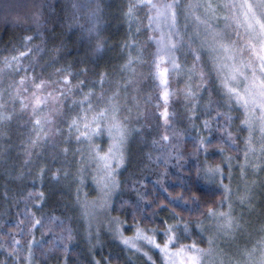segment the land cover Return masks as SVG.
I'll return each instance as SVG.
<instances>
[{
	"label": "snow or ice",
	"instance_id": "obj_1",
	"mask_svg": "<svg viewBox=\"0 0 264 264\" xmlns=\"http://www.w3.org/2000/svg\"><path fill=\"white\" fill-rule=\"evenodd\" d=\"M106 7L104 0H32L26 14L21 15L19 5L0 0V20L10 24L14 32L4 43L3 53L7 54L0 53V74L13 77L7 88H0L4 175L12 182L22 180L34 175L35 167V176L42 182L47 176L51 195L61 198L65 186L75 184L73 203L81 209L82 221L76 226L72 216L46 215L48 196L27 192L22 196L25 208L15 222L16 231L0 235V251L5 254L0 264H47L53 257L56 264H81L73 258L78 239L87 246L83 264H120L119 254H103L105 232L123 245L121 251L130 254L125 264H133L132 257L137 264H158V260L159 264H264V0H127L120 12L128 32L114 45L124 62L111 72L101 70L99 64L109 50L110 38L104 35ZM140 11H144L143 19ZM141 34L146 38L144 44L137 39ZM69 43L76 46L71 62L65 61ZM148 44L155 45L151 67L157 80L167 86L170 70L186 77L178 91L183 95L188 120L195 127L200 109L208 117L203 120V131L208 135H198L192 155L204 156L196 168V180L216 185L220 199L203 209L207 202L202 200V191L194 186L190 170L185 174L180 163L183 153L173 155L163 145L154 161L151 153L147 156L157 169L163 166V171L154 173L155 181L143 174L127 181L120 179L121 169L126 170L130 162V144L143 135L142 127L135 126L145 116L135 66L146 62ZM42 54L49 60L40 65ZM57 64L60 66L55 67ZM48 67L55 70L45 76ZM116 72L120 79L114 78ZM174 94L165 87V105ZM21 115L27 120L20 122ZM163 117L168 125L167 107ZM213 120L219 136L212 131ZM13 121L26 128L27 135L18 146L19 165L13 163L9 169ZM105 135L106 149L102 146ZM178 135L165 133L161 140L171 142ZM73 141L77 147L72 155L80 157L74 173L63 167L53 171L41 163L49 149L54 160L61 153L67 157ZM60 144L67 146L60 148ZM227 152H242V162L239 155ZM216 155L222 158L220 163H210ZM173 160L177 172L169 169ZM235 166L240 183L233 188ZM170 176H175V183L169 182ZM88 177L97 191L92 201L80 197ZM125 185L135 195L120 199L117 208L114 198ZM9 192L5 186L0 197L9 200ZM157 193L163 195V201L149 199ZM169 208L176 223L162 219L156 227L146 226L145 221L157 216V210ZM177 209L198 215L184 221ZM52 225L60 229L58 234ZM127 231L133 235H125ZM45 232L53 237L47 248ZM157 254L158 260L153 258Z\"/></svg>",
	"mask_w": 264,
	"mask_h": 264
},
{
	"label": "trees",
	"instance_id": "obj_2",
	"mask_svg": "<svg viewBox=\"0 0 264 264\" xmlns=\"http://www.w3.org/2000/svg\"><path fill=\"white\" fill-rule=\"evenodd\" d=\"M10 2L19 5L17 11L24 15L28 11V8L31 5L32 0H10ZM127 0H104V4L107 5L105 8V20L107 22V30L105 31L104 35L109 37V50L105 52L103 59L99 61L101 66V70L107 68L110 72L113 68H118L120 64L124 61L120 58V49L114 47L116 42L123 39L125 34L128 32V23L123 19L120 12V6L122 4H126ZM139 16L143 19L144 18V11L139 12ZM144 24L147 23V20H143ZM136 25L133 24V29H135ZM15 34H19L18 32ZM14 35L12 26L8 23L3 22L0 20V53H3L4 43L8 41V39ZM71 36V34H68ZM138 41L141 44L145 42V36L141 34L137 37ZM50 46V45H49ZM76 46L72 43H69V53L65 56V61L71 62L76 57ZM81 50V54H82ZM155 52V45L148 44L145 47L144 52V64H137L136 71L139 74L140 70L144 72V76L140 79V83L138 85V96L140 98V103L142 105V111L145 112V116L141 118L140 124L135 125L136 127H142L143 135L137 137L129 146V157L130 162L127 166V169H123L122 175L120 177L121 180L127 181L133 176H139L143 174L144 176L149 177L150 181H155L157 176L154 174L156 171H163V166L157 169L155 163H151L147 160V156L151 153L153 161L159 155H161V146L168 148L173 155H175L176 151L183 153L184 158L180 161V163L184 166L185 174H188V170H190L191 179L195 181V185L201 189L202 191V200L207 202L202 205V209L207 207L208 203H215L220 199V193L216 191L217 187L210 186L204 181H197L196 180V168L198 165H201L204 161V156L201 154L199 158L192 155L195 150V141L198 138V135L207 136L208 132L203 131V120L208 118L203 109L197 111L196 115L199 119L195 120V127L193 126L192 122L188 120L189 113L185 108V101L183 98L182 93L178 90L182 89L184 86V80L186 77L183 75H176L175 72L170 70L168 76V84L165 86L159 80H157L154 75L152 74L153 69L151 67L152 63V54ZM183 59V58H181ZM49 60L48 55H43L40 59V65H43L45 61ZM65 61H61L64 63ZM27 63V62H26ZM60 65L57 64L55 67H59ZM91 67V65H89ZM55 69L54 67H48L46 72L44 73L45 76L48 73L53 72ZM41 68L37 66L36 72L39 74ZM120 73L116 72L114 78L120 79ZM13 79L12 76L8 74H0V88H7L8 84ZM15 79H19L18 76ZM167 87L170 93H175L174 95H170L168 98L167 105H165V100L163 97V92ZM137 94V93H131ZM147 101V103H145ZM167 107L168 112H170L169 123L165 125V120L162 115H157L151 117L148 114V111H151L153 114L155 111L160 109H164ZM213 115H215L213 113ZM27 116L21 115L20 122L26 121ZM220 124H223V121H219ZM239 122L237 121L236 124ZM218 127L217 121L213 120L212 122V131L215 135L219 136V133L216 131ZM235 127V125H234ZM3 130V129H0ZM173 132L179 133L177 137H173L171 142H164L161 140V137L167 133L170 136ZM9 134L11 136L13 150L10 153L9 158V169L13 163L19 165L20 160H17V154L19 152V144L22 136L27 135V129L24 127L19 126L18 121H13L11 129L9 130ZM160 141V143L153 145L152 141ZM241 141H238L239 147L241 148ZM172 144L177 145L176 148L171 147ZM66 146H61L63 148ZM77 145L73 141L71 144V150L69 155H72V151L75 150ZM237 154L236 152H227L226 155H234ZM67 155V156H69ZM22 159V157H21ZM80 157L73 156L72 159L66 158L62 153L57 155L55 160L52 157V149H49L48 153L42 157L41 163H46L48 167L52 168L53 171L56 168H67L71 172H75L76 168L78 167V161ZM221 157L216 155L215 157L209 160L210 163H220ZM176 164V161L173 160L169 164V169L171 172H177L179 169L173 167ZM25 171H27L25 169ZM36 169L33 168L34 175L27 176L24 179L20 180L17 179L14 182L9 181L7 177H5V164L3 160H0V194H2L5 190V186L10 189L9 196L10 199L5 201L2 197H0V235L8 231H16L14 225L15 222L22 218L24 212V202L22 200L23 195H27V192H35L40 193L44 192L48 196L47 203L44 207V213L51 214L54 216H62L68 215L73 217L74 225L78 226L82 221L79 219L80 211L79 207H77L73 202L75 200V184L72 185L71 188L65 186L64 195L61 198L60 196H52L51 195V181L46 176L44 181L42 182L39 178L35 176ZM170 183H175V176H170L169 178ZM149 190L152 189V183H148ZM178 192L179 189H176ZM84 194L88 196V182L85 181V184L81 187L80 197L83 199ZM134 193L127 187L124 186L122 191L115 197V202L117 208L119 207L118 201L120 199H127L129 197H134ZM157 198L158 202L163 201L162 194H154V196H150L149 199ZM166 203V201H164ZM67 205V207H66ZM155 207V205H154ZM183 216L184 221L194 220L198 214H189L188 212H181L180 209L176 210ZM157 216L153 217L151 221H145L147 227H156L160 225V221L162 219H166L169 224H173L176 221H173L171 218V208L166 211H159L157 210ZM19 213V215H18ZM115 215H120L119 212H114ZM40 215V213H37ZM123 218V217H122ZM129 224H131V220L129 219ZM54 232L57 234L59 233L60 229L55 225H52ZM19 238V237H18ZM36 238L39 240L41 238L40 231L36 232ZM53 237L50 233L45 232L44 241H45V248L48 247L47 241L51 240ZM108 240H104V248L103 254H108L112 252L113 254L120 255V264H125L126 259L129 257V253L127 250L121 251L123 247L119 242H114L110 236L106 237ZM5 239H7L5 237ZM74 259L81 260V264L83 261L87 259V246L86 242L83 239H78L74 241ZM99 251V249H98ZM38 259H39V253ZM58 255V254H57ZM99 258V257H97ZM5 259V254L0 251V260ZM133 264H137L136 258L132 257ZM47 264H56V259L49 258Z\"/></svg>",
	"mask_w": 264,
	"mask_h": 264
},
{
	"label": "rangeland",
	"instance_id": "obj_3",
	"mask_svg": "<svg viewBox=\"0 0 264 264\" xmlns=\"http://www.w3.org/2000/svg\"><path fill=\"white\" fill-rule=\"evenodd\" d=\"M144 76V72H142L141 70H140V73H139V78H142ZM141 110H142V105H141ZM163 112H164V109H160V108H158V110L157 111H155L153 114L151 113V111H148V114L151 116V117H154V116H157V115H162L163 116ZM170 113V112H169ZM122 115H123V113H122ZM244 135H246V133L244 134ZM58 140L59 139H62V138H57ZM98 143H100V141H97ZM61 146H67V145H64V144H60V147ZM102 146L106 149L107 148V136L105 135V137H104V141H103V144H102ZM243 148V143H242V141H241V149ZM69 155V154H68ZM237 155H239V157H240V161L242 162V160H243V156H242V152L241 153H237V154H235V156H237ZM234 156V155H233ZM66 158H69V159H72V155H69V156H67ZM236 164V162L234 161V165ZM123 171V169H121V172ZM233 176H234V180H233V188H235L236 187V185L238 184V183H240V181H239V168H238V166H235L234 167V170H233ZM87 182H88V196L86 195V194H84V197H83V199H85V198H87L89 201H92V200H94V199H96V197H97V191H96V189H95V185L93 184V182H92V180H91V177H88V179H87ZM226 184L228 183V180H225L224 181ZM208 185H210V186H214V187H217L216 185H213V184H210V183H207ZM82 199V200H83ZM115 199V198H114ZM112 215H114L115 216V214H114V212L112 213ZM176 223V222H175ZM179 227L180 228H182L183 227V223H180V225H179ZM125 235H127V236H131V235H133V232L132 231H127L126 233H125ZM108 236H110V235H108L107 234V232H105L104 233V235H103V240H108L106 237H108ZM111 237V236H110ZM111 239L114 241V242H119L118 240H114L112 237H111ZM157 239L159 240V239H161V237H157ZM186 242H191V241H186ZM122 247H123V245H121ZM201 246H204V245H201ZM154 259H157L158 260V254L157 255H154V257H153ZM158 264H159V260H158Z\"/></svg>",
	"mask_w": 264,
	"mask_h": 264
}]
</instances>
